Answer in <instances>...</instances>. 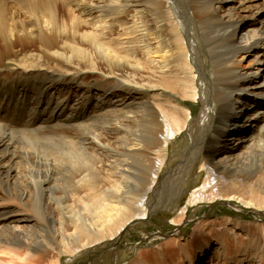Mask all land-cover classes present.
<instances>
[{"label":"bare ground","instance_id":"1","mask_svg":"<svg viewBox=\"0 0 264 264\" xmlns=\"http://www.w3.org/2000/svg\"><path fill=\"white\" fill-rule=\"evenodd\" d=\"M8 1L0 0V65L17 47L33 50L0 75V185L22 205L0 206L1 252L58 264L115 246L158 210L180 227L189 207L218 200L264 215V0H13L23 16ZM187 130L180 163L159 184L169 143ZM14 135L60 141L24 163ZM82 159L90 166L79 168ZM19 160L31 190L17 182ZM197 167L204 179L176 210ZM181 235L130 264H264V224L209 219L193 238Z\"/></svg>","mask_w":264,"mask_h":264},{"label":"rangeland","instance_id":"2","mask_svg":"<svg viewBox=\"0 0 264 264\" xmlns=\"http://www.w3.org/2000/svg\"><path fill=\"white\" fill-rule=\"evenodd\" d=\"M8 2V9L11 15L23 11L21 9L23 7L22 5L20 6V4L13 0H9ZM260 4L263 5V0L260 1ZM32 50V47H26L25 49L17 47L15 49V54L12 55V58L5 59L3 61V64L0 65V75H6L11 72L12 69L16 67L18 61L28 56V54H30ZM88 76L93 78V76L96 77L99 76V74L88 73ZM89 81L91 82L90 78ZM87 84H89V82ZM72 103H74V101ZM189 106H191V108L194 110L193 115H196L199 111L198 107H196L194 103H190ZM185 133L169 143V158L166 167L164 168V171L159 178V184L164 181V175L168 170L167 168L175 167L180 163L182 153L188 147L191 141L190 130H187ZM18 138V135H14V140L16 141L17 148H19L21 153H24V163L26 162V159L29 158V156L34 155V153L36 152L40 153L55 149L57 147V144H54L52 140L60 141L58 139V136L53 137L54 139H45L40 135H20V140L18 143ZM112 146L114 147L115 145ZM58 149L64 152L63 145L59 144ZM65 149L68 151L65 152V154H68L70 153V151H72L69 146H66ZM19 162L21 161L19 160ZM19 162L15 166V168L20 172V175L22 177H20L21 179L17 182L19 184H22V188L31 190L34 188V184L27 182V178L24 176L27 173L24 163L21 162L20 164ZM88 162V159L80 160V164L83 165H79V168L90 166ZM200 172L201 171L199 167H197L191 171L190 176H186L187 183L184 184V186L187 189L181 200L179 201V206L176 210L186 205L188 200L191 198L194 189L202 183L205 174ZM161 178L163 180H161ZM158 183L154 185L155 188L151 191L149 198H151L155 194L156 186L159 185ZM55 184L56 185H54L53 190L56 187V197H62L64 195L63 192L67 190V181L63 179ZM58 187L60 188L58 189ZM0 197V206L5 205L17 207L21 204L20 199H11L9 197L7 198L5 187L1 185ZM61 200L62 199L57 200L53 204V207H56L58 205V202ZM29 204L30 207L28 206L26 214L28 213L30 216H33L32 218H34L36 216L35 211L32 208V203L30 202ZM69 204L72 203L70 202ZM239 205L240 204L238 202L234 201L230 202L229 204L225 201L218 200L214 204L201 203L197 206L189 207L187 215L188 217H190V219L187 220L186 224L180 227H176L171 223V218L173 215L170 212L165 210H158L147 216L145 219L137 221L129 230L125 232V234L120 238L115 246H113L110 242L100 243L88 249L82 250L75 256H64L58 264H130L133 260L139 258L141 254L146 256L149 260H153L157 256L156 251L158 246L164 244L167 240H169L175 230L180 228L182 234L181 236L186 238H193L195 225L199 221L207 222L209 219H237L245 224H249L252 226L256 224H264V215L261 217L255 211L241 208L239 207ZM20 207L22 208V205H20ZM256 234H258V232ZM229 246L234 251H236L237 247L233 239H230ZM215 249V247L212 249V253L215 251ZM17 250L15 251L11 248H6L4 251L5 253L0 251V253H2L0 254V260L3 261L2 264H21L17 258L18 256L15 253L17 252ZM55 260H57L56 256L49 255L48 257L44 258L43 262L41 261L39 264H53ZM205 263H208V259H205L202 262V264Z\"/></svg>","mask_w":264,"mask_h":264}]
</instances>
